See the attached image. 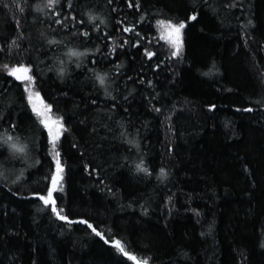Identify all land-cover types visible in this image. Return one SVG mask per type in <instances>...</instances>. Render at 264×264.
Masks as SVG:
<instances>
[{"label":"trees","instance_id":"trees-1","mask_svg":"<svg viewBox=\"0 0 264 264\" xmlns=\"http://www.w3.org/2000/svg\"><path fill=\"white\" fill-rule=\"evenodd\" d=\"M143 260L264 264V0H0V264Z\"/></svg>","mask_w":264,"mask_h":264},{"label":"snow or ice","instance_id":"snow-or-ice-1","mask_svg":"<svg viewBox=\"0 0 264 264\" xmlns=\"http://www.w3.org/2000/svg\"><path fill=\"white\" fill-rule=\"evenodd\" d=\"M57 2V0H49V4H55ZM193 19H195V17H193ZM159 27L168 30V35L171 36L172 33L176 34V39L173 41H170L171 43H173L176 46V51L173 53V55H177L179 54L180 51V46H179V40H180V32L181 30L185 27V25L183 23H179L178 25H173L171 23H165L163 21L159 22ZM126 31H131V29H125ZM50 43H55V41H50ZM149 57H151L152 53L148 52L146 53ZM70 56H74V57H78L80 55H83V53L80 52H76V51H70L69 52ZM4 68H7V65L3 66ZM9 75H12L14 78L18 79V80H22V81H28V86H26V91H29V100H32V93L29 90L31 84L33 83V78L31 75H29L30 69L24 66H20V67H16L13 69H9ZM98 79L100 80V83L103 84L104 83V77L100 76L98 77ZM36 100H40L39 98V94L36 93ZM41 104H43V101H40ZM45 107V111L41 112L37 107H33V111L36 112V114L38 116H45L46 112H50L51 109L48 106H44ZM44 125L45 128L48 129L50 136L52 137V146H53V152L55 154V157L57 158V164H56V168H57V172L56 175H54L52 177V185H53V190H55L56 186L59 184V181L61 179V173L63 172V168L61 167L60 164V160H59V156L60 153L59 151L56 150V141L59 137L60 131L63 128L62 125H59L58 121H51L50 117H45V119H43L41 121ZM53 124H58L59 126L56 129V132L53 133L52 130V126ZM66 130V129H65ZM12 137L8 136L7 137V141H12ZM11 148L13 149L14 152H18V153H23L25 151V148L21 145H19L18 143H12L11 144ZM137 168L141 171H147L146 168L143 167L142 164H138ZM161 175H165V173L163 172V170L161 171ZM40 199L43 200V202L48 205V204H54V200H53V191H49L47 193V198L45 197H40ZM53 211H56V208L53 207ZM63 218V217H61ZM114 247H116L121 253L128 255V253L125 251V247L124 245L121 244V242L119 240L115 241L113 244ZM130 259H135V257H131L129 256ZM138 264H148L147 260H143L142 262H138Z\"/></svg>","mask_w":264,"mask_h":264},{"label":"rangeland","instance_id":"rangeland-1","mask_svg":"<svg viewBox=\"0 0 264 264\" xmlns=\"http://www.w3.org/2000/svg\"><path fill=\"white\" fill-rule=\"evenodd\" d=\"M184 29V28H183ZM183 29L181 30V32H180V40H179V46H180V50L182 49V46H183V37H182V33H183ZM160 37H161V39L163 40V41H166V42H169L170 44H172L175 48H176V46L173 44V43H171L170 41H173V40H175L176 39V34L175 33H172L171 34V36H169L168 35V30H165V29H163L162 28V30H161V34H160ZM18 80V79H17ZM27 86H28V84H27ZM30 91H31V93H32V100L30 101V104H31V106H32V108L35 106V107H37L41 112H44L45 111V107L44 106H46V104L43 102V104H41L40 103V101H43L42 100V98H41V96L39 95V98H40V100H36V91H35V89H34V87H33V85L31 84V86H30V89H29ZM27 93H28V99H29V91H27ZM36 113V112H35ZM38 116V115H37ZM39 117V119L42 121L43 119H45V117H50L51 118V121H58L59 122V125H61V122L58 120V119H56V118H54V116L50 113V112H46L45 113V116H38ZM43 124V123H42ZM58 124H53V126H52V130H53V133H55L56 132V129H57V127L59 126ZM48 130V129H47ZM61 131H62V129H61ZM61 131H60V133H61ZM60 135V134H59ZM50 138H51V141H52V137L50 136ZM45 198H47V197H45Z\"/></svg>","mask_w":264,"mask_h":264},{"label":"water","instance_id":"water-1","mask_svg":"<svg viewBox=\"0 0 264 264\" xmlns=\"http://www.w3.org/2000/svg\"><path fill=\"white\" fill-rule=\"evenodd\" d=\"M38 199H40V197H37ZM54 203H55V201H54ZM51 204V203H50Z\"/></svg>","mask_w":264,"mask_h":264}]
</instances>
